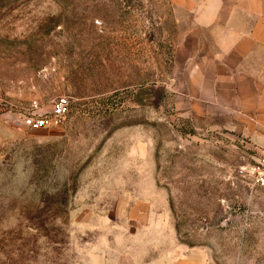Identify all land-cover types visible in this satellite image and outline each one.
I'll return each mask as SVG.
<instances>
[{"label": "rangeland", "instance_id": "rangeland-1", "mask_svg": "<svg viewBox=\"0 0 264 264\" xmlns=\"http://www.w3.org/2000/svg\"><path fill=\"white\" fill-rule=\"evenodd\" d=\"M170 0H0V264H131L144 241L264 264L262 149L169 95ZM67 96L58 127L28 114Z\"/></svg>", "mask_w": 264, "mask_h": 264}, {"label": "crops", "instance_id": "crops-1", "mask_svg": "<svg viewBox=\"0 0 264 264\" xmlns=\"http://www.w3.org/2000/svg\"><path fill=\"white\" fill-rule=\"evenodd\" d=\"M183 26L167 88L183 115L264 149V0H170ZM131 264H209L200 247L143 243Z\"/></svg>", "mask_w": 264, "mask_h": 264}, {"label": "built area", "instance_id": "built-area-1", "mask_svg": "<svg viewBox=\"0 0 264 264\" xmlns=\"http://www.w3.org/2000/svg\"><path fill=\"white\" fill-rule=\"evenodd\" d=\"M70 111L67 96H61L55 100L50 112L45 114H28L22 119L23 124L32 130L61 126ZM236 174L251 187L264 189V149L253 159L252 163L240 166L235 170Z\"/></svg>", "mask_w": 264, "mask_h": 264}]
</instances>
